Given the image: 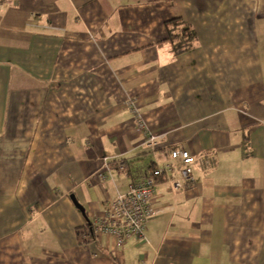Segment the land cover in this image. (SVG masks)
Returning a JSON list of instances; mask_svg holds the SVG:
<instances>
[{
	"label": "crops",
	"instance_id": "1",
	"mask_svg": "<svg viewBox=\"0 0 264 264\" xmlns=\"http://www.w3.org/2000/svg\"><path fill=\"white\" fill-rule=\"evenodd\" d=\"M178 148L144 239H84ZM0 264H264V0H0Z\"/></svg>",
	"mask_w": 264,
	"mask_h": 264
},
{
	"label": "built area",
	"instance_id": "2",
	"mask_svg": "<svg viewBox=\"0 0 264 264\" xmlns=\"http://www.w3.org/2000/svg\"><path fill=\"white\" fill-rule=\"evenodd\" d=\"M144 127L142 122L139 123L138 132H143ZM146 137L148 145H158L159 137L153 134ZM196 162L188 150H172L166 161L155 162L144 182L133 185L125 194L118 193L109 202L107 212L89 223V234L84 239L106 235L114 238L118 246H124L131 238L144 239L147 223L154 215V194L160 182L166 180L175 190L185 189L195 180Z\"/></svg>",
	"mask_w": 264,
	"mask_h": 264
},
{
	"label": "trees",
	"instance_id": "3",
	"mask_svg": "<svg viewBox=\"0 0 264 264\" xmlns=\"http://www.w3.org/2000/svg\"><path fill=\"white\" fill-rule=\"evenodd\" d=\"M168 40L172 45L175 55H181L193 50L197 34L188 23L181 18L174 19L167 23ZM153 168V167H152ZM85 228H81V231Z\"/></svg>",
	"mask_w": 264,
	"mask_h": 264
},
{
	"label": "water",
	"instance_id": "4",
	"mask_svg": "<svg viewBox=\"0 0 264 264\" xmlns=\"http://www.w3.org/2000/svg\"><path fill=\"white\" fill-rule=\"evenodd\" d=\"M71 199H72L73 203H74L78 208H80V210H81L82 212H85L84 208L78 203V201H77V199L75 198V196H71ZM89 223H90V222H89Z\"/></svg>",
	"mask_w": 264,
	"mask_h": 264
}]
</instances>
